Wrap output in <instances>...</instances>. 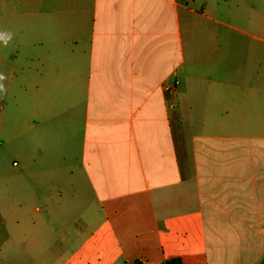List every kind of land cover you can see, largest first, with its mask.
Listing matches in <instances>:
<instances>
[{
    "label": "crops",
    "instance_id": "0c3cea01",
    "mask_svg": "<svg viewBox=\"0 0 264 264\" xmlns=\"http://www.w3.org/2000/svg\"><path fill=\"white\" fill-rule=\"evenodd\" d=\"M233 11V0H0L3 29L20 19V48H63L65 79L81 82L96 191L88 219H74L73 171L49 123L47 154L31 158L47 164L0 182V264H264V39L233 26ZM234 30L254 41L234 48ZM234 49L242 75L255 64L252 84L225 76Z\"/></svg>",
    "mask_w": 264,
    "mask_h": 264
},
{
    "label": "rangeland",
    "instance_id": "374dc122",
    "mask_svg": "<svg viewBox=\"0 0 264 264\" xmlns=\"http://www.w3.org/2000/svg\"><path fill=\"white\" fill-rule=\"evenodd\" d=\"M244 4L249 8L241 10ZM233 5L231 24L264 39V0H233ZM250 7H254V10ZM5 22L0 19V29L4 28ZM11 23L13 25L9 30L14 33L13 39L7 47L0 44V72L7 77L4 81L7 93L0 95V182L7 183L13 173L42 169L40 164H47L42 161L35 164L31 158L38 154L40 148L47 154L48 125L54 123L58 125L56 155L66 154L67 165L73 171L72 216L86 220L89 217L86 209H92L96 191L86 175L84 162L81 82L65 79L63 48L27 45L20 48V19H13ZM253 41V38L233 31L234 48ZM33 56H36L35 60L31 59ZM254 66L253 61L249 60L247 76L242 75L244 63L239 51L234 49L233 60L226 67L225 76L233 86L252 84ZM257 68L258 85L264 89V54L263 61L258 60ZM64 124L67 125L66 130ZM19 126L20 136L11 141L10 132ZM16 160L19 164L14 166ZM79 225L83 226V222L80 221Z\"/></svg>",
    "mask_w": 264,
    "mask_h": 264
},
{
    "label": "clouds",
    "instance_id": "9594fccd",
    "mask_svg": "<svg viewBox=\"0 0 264 264\" xmlns=\"http://www.w3.org/2000/svg\"><path fill=\"white\" fill-rule=\"evenodd\" d=\"M14 33L7 29H0V44L7 47L9 42L13 39ZM7 79L3 72H0V95H5L7 93L4 81Z\"/></svg>",
    "mask_w": 264,
    "mask_h": 264
},
{
    "label": "built area",
    "instance_id": "2783aa9c",
    "mask_svg": "<svg viewBox=\"0 0 264 264\" xmlns=\"http://www.w3.org/2000/svg\"><path fill=\"white\" fill-rule=\"evenodd\" d=\"M179 84H180V81H179V80H176V81L173 82V83H169V84H167L166 87H165V89H166V91H168L169 93L174 94V93L176 92V90H177Z\"/></svg>",
    "mask_w": 264,
    "mask_h": 264
},
{
    "label": "trees",
    "instance_id": "16d2710c",
    "mask_svg": "<svg viewBox=\"0 0 264 264\" xmlns=\"http://www.w3.org/2000/svg\"><path fill=\"white\" fill-rule=\"evenodd\" d=\"M134 264H145V263L136 262ZM161 264H183V262L180 258H174V259L167 260L166 262L161 263Z\"/></svg>",
    "mask_w": 264,
    "mask_h": 264
}]
</instances>
